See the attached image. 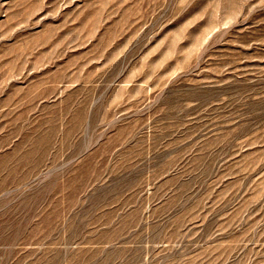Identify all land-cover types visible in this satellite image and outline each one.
Returning a JSON list of instances; mask_svg holds the SVG:
<instances>
[{"label":"rangeland","instance_id":"374dc122","mask_svg":"<svg viewBox=\"0 0 264 264\" xmlns=\"http://www.w3.org/2000/svg\"><path fill=\"white\" fill-rule=\"evenodd\" d=\"M0 264H264V0H0Z\"/></svg>","mask_w":264,"mask_h":264}]
</instances>
